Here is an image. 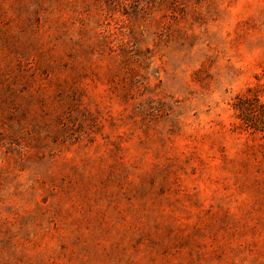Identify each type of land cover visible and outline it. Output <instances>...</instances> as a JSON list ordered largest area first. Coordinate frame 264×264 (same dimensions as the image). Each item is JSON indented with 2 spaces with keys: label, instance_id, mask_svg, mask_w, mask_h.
<instances>
[{
  "label": "rangeland",
  "instance_id": "1",
  "mask_svg": "<svg viewBox=\"0 0 264 264\" xmlns=\"http://www.w3.org/2000/svg\"><path fill=\"white\" fill-rule=\"evenodd\" d=\"M264 0H0V264H264Z\"/></svg>",
  "mask_w": 264,
  "mask_h": 264
},
{
  "label": "trees",
  "instance_id": "2",
  "mask_svg": "<svg viewBox=\"0 0 264 264\" xmlns=\"http://www.w3.org/2000/svg\"><path fill=\"white\" fill-rule=\"evenodd\" d=\"M238 117L245 126L264 132V101L252 97L240 98L235 105Z\"/></svg>",
  "mask_w": 264,
  "mask_h": 264
}]
</instances>
